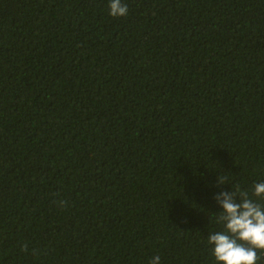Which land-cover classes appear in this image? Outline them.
Wrapping results in <instances>:
<instances>
[{
  "label": "trees",
  "instance_id": "16d2710c",
  "mask_svg": "<svg viewBox=\"0 0 264 264\" xmlns=\"http://www.w3.org/2000/svg\"><path fill=\"white\" fill-rule=\"evenodd\" d=\"M122 2L0 0V264H217L264 205V0Z\"/></svg>",
  "mask_w": 264,
  "mask_h": 264
},
{
  "label": "clouds",
  "instance_id": "9594fccd",
  "mask_svg": "<svg viewBox=\"0 0 264 264\" xmlns=\"http://www.w3.org/2000/svg\"><path fill=\"white\" fill-rule=\"evenodd\" d=\"M108 6L110 16L128 14V6L122 0H109ZM217 183L227 182L217 177ZM253 195L264 199V182L255 184ZM214 198L222 207L216 222L223 225L222 231L208 236L215 261L217 264H258L261 259L258 253L264 252V205L250 199L239 187L221 191ZM26 249L27 245H24L22 250ZM149 264H160V257H152Z\"/></svg>",
  "mask_w": 264,
  "mask_h": 264
}]
</instances>
